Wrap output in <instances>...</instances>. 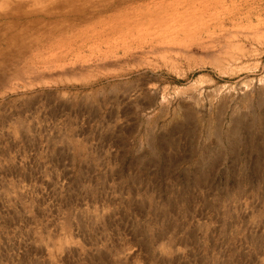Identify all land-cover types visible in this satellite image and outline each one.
<instances>
[{"label":"rangeland","instance_id":"374dc122","mask_svg":"<svg viewBox=\"0 0 264 264\" xmlns=\"http://www.w3.org/2000/svg\"><path fill=\"white\" fill-rule=\"evenodd\" d=\"M246 123H264V0H0V264H48L63 220L133 207L86 190L134 180L56 177V160L117 157L125 138L198 146ZM253 183L194 196L214 206L194 221L233 203L247 233L264 218Z\"/></svg>","mask_w":264,"mask_h":264},{"label":"crops","instance_id":"0c3cea01","mask_svg":"<svg viewBox=\"0 0 264 264\" xmlns=\"http://www.w3.org/2000/svg\"><path fill=\"white\" fill-rule=\"evenodd\" d=\"M200 127L207 131L206 124ZM215 127L213 136L199 134L203 144L198 146L145 141L128 150L125 138L117 157L79 159L72 151L67 159L56 160V177L134 180L130 186L86 190L130 195L134 205L127 210V199L112 205L109 198L108 218L81 220L76 230L73 222L63 220L48 264H264V218L254 216L243 234L233 203L226 205L230 214L224 219H193L214 209L194 196L255 190V179L263 182L264 193V123ZM259 206L264 212V203Z\"/></svg>","mask_w":264,"mask_h":264},{"label":"bare ground","instance_id":"6f19581e","mask_svg":"<svg viewBox=\"0 0 264 264\" xmlns=\"http://www.w3.org/2000/svg\"><path fill=\"white\" fill-rule=\"evenodd\" d=\"M205 4H206V3H205ZM76 8H77V7H76ZM74 9H75V8H74ZM83 9H84V8H83ZM58 10H59V9H58ZM58 10H57V11H58ZM67 10H68V9H67ZM70 11H73V9H72V10H70ZM74 11H75V10H74ZM76 11H77V10H76ZM78 11H79V9H78ZM67 12H68V11H67ZM251 94H252V93H251Z\"/></svg>","mask_w":264,"mask_h":264}]
</instances>
